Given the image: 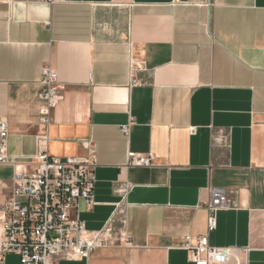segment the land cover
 Listing matches in <instances>:
<instances>
[{
    "label": "crops",
    "instance_id": "obj_1",
    "mask_svg": "<svg viewBox=\"0 0 264 264\" xmlns=\"http://www.w3.org/2000/svg\"><path fill=\"white\" fill-rule=\"evenodd\" d=\"M46 64L61 99L40 147ZM0 117L19 164L41 148L94 155L85 235L129 237L57 264H193L180 246L206 234L210 188L231 201L210 245L231 249L226 264H264V0H0ZM128 151L152 165L127 166ZM12 176L0 165V205Z\"/></svg>",
    "mask_w": 264,
    "mask_h": 264
},
{
    "label": "built area",
    "instance_id": "obj_2",
    "mask_svg": "<svg viewBox=\"0 0 264 264\" xmlns=\"http://www.w3.org/2000/svg\"><path fill=\"white\" fill-rule=\"evenodd\" d=\"M130 66V82L136 83ZM38 82L43 105L40 108L38 145L47 141L52 111L61 99V87L56 71L46 64ZM133 118L129 117L121 131L127 134ZM8 121L0 117V165L13 168L12 188L0 205V257L15 254L19 264H57L58 257L85 258L97 249L119 240L128 244L129 237L119 235L111 226L92 235H85L84 223L79 217V201L93 204L95 187L94 155L85 157H58L41 148L24 164L9 157L7 139ZM153 155L127 152V166H151ZM207 211L206 234L184 236L180 248L185 249L193 264H226L231 249L213 247L208 234L215 229V212L231 207L224 189L210 188L205 203ZM114 235L118 236L114 237ZM247 249L241 251L245 253ZM241 254V253H240Z\"/></svg>",
    "mask_w": 264,
    "mask_h": 264
}]
</instances>
